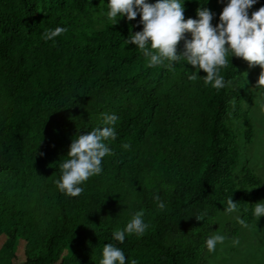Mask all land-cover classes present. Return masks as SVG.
I'll use <instances>...</instances> for the list:
<instances>
[{"label":"trees","instance_id":"obj_1","mask_svg":"<svg viewBox=\"0 0 264 264\" xmlns=\"http://www.w3.org/2000/svg\"><path fill=\"white\" fill-rule=\"evenodd\" d=\"M212 1L185 0V19L205 6L217 24ZM95 11H107L104 0H0V264H15L19 241L26 259L17 264H99L107 243L138 264H199L206 225L228 197L248 218L260 195L261 179L241 159L240 138L251 144L254 129L239 57L228 55L220 74L230 83L217 90L202 69L189 79L195 68L186 60L149 67L125 40L142 30L139 15L95 26ZM56 26L68 31L41 38ZM113 112L117 138L106 141L104 173L78 197L61 193L55 180L72 138ZM154 155L163 181L150 193ZM137 211L146 233L115 241L112 232Z\"/></svg>","mask_w":264,"mask_h":264},{"label":"clouds","instance_id":"obj_2","mask_svg":"<svg viewBox=\"0 0 264 264\" xmlns=\"http://www.w3.org/2000/svg\"><path fill=\"white\" fill-rule=\"evenodd\" d=\"M208 0H206V3ZM224 3L225 0H220ZM259 0H226L219 21L213 24L216 13L208 7L201 6L196 11V18L185 19V0H108L104 13L112 25L125 18L134 20L141 17L139 24L142 30L130 33L126 44L135 45L148 60L149 67L164 65L174 69L176 63L186 60L195 68L189 79L195 80L202 69L205 82L219 90L230 82L221 75V68L228 64V55L246 60L250 66H259L260 73L257 89L264 91V6L249 10ZM68 31L67 27L56 26L41 33L45 41H54L56 37ZM187 34H190L187 35ZM184 42L182 52H178L179 42ZM175 62V63H174ZM116 113H104L101 125L76 134L72 138L67 159L59 164L60 176L55 184L61 193L70 197H78L84 192V184L90 177L104 173V158L112 149L106 141L116 140ZM125 148L129 145L125 144ZM153 199L160 209L166 207L161 196L156 193ZM228 214L238 213L239 206L232 196L228 197L224 210ZM253 215L264 216V201L254 204ZM201 219V218H198ZM202 220V219H201ZM238 222L247 227V222L237 216ZM145 221V213L137 211L122 229L112 232L115 241L123 243L126 236L135 234L143 236L149 228ZM229 237L220 231L213 230L205 240L209 252H215L217 245H223ZM238 245L239 240H232ZM125 251L114 243H107L102 249L99 264H138L135 259L126 258Z\"/></svg>","mask_w":264,"mask_h":264},{"label":"rangeland","instance_id":"obj_3","mask_svg":"<svg viewBox=\"0 0 264 264\" xmlns=\"http://www.w3.org/2000/svg\"><path fill=\"white\" fill-rule=\"evenodd\" d=\"M108 0H104L107 3ZM154 3L155 0H149ZM224 3L220 0H213L212 6L219 13L222 12ZM260 6L255 4L249 10V16L253 11L259 10ZM103 12L95 11L90 23L100 26L105 17ZM120 22L127 21L126 17L119 19ZM240 70L242 74V82L245 86L246 99L245 108L250 109V122L254 129L253 142L249 145L245 144L243 138H240V147L242 151V160H247V165L261 179L259 201H264V91L257 89V82L262 69L257 66H250L243 58L239 57ZM242 123V122H241ZM244 125V122L242 123ZM162 158L160 156H151L148 162L150 169L149 175L146 176V189L154 193L156 184L163 181ZM224 208L218 210L216 216L206 225V236L203 238L201 256L199 264H264V216L257 218L256 216H248L243 218V211L239 209L238 213L228 214L223 211ZM237 216L243 218L247 222V227L241 225ZM194 218H196L194 216ZM220 231L229 237L223 245H217L215 252H209L205 247V240L212 231ZM7 237H0V247L5 243ZM238 239L239 244L233 245L232 240ZM69 251L65 252L68 255ZM12 262L17 264L26 259L25 242L19 241L11 255ZM61 261L58 263L60 264Z\"/></svg>","mask_w":264,"mask_h":264}]
</instances>
